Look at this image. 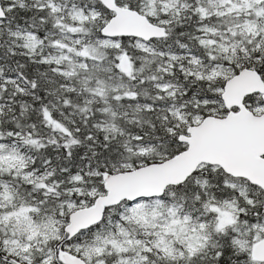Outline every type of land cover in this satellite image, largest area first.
Returning a JSON list of instances; mask_svg holds the SVG:
<instances>
[{"label":"snow or ice","instance_id":"6c2138e0","mask_svg":"<svg viewBox=\"0 0 264 264\" xmlns=\"http://www.w3.org/2000/svg\"><path fill=\"white\" fill-rule=\"evenodd\" d=\"M0 264H264V0H0Z\"/></svg>","mask_w":264,"mask_h":264}]
</instances>
